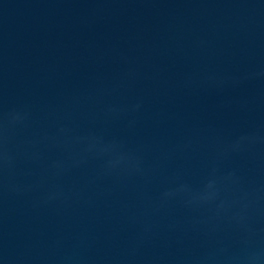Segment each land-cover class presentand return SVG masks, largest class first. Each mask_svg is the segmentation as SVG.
I'll return each instance as SVG.
<instances>
[{"label":"water","instance_id":"95a60500","mask_svg":"<svg viewBox=\"0 0 264 264\" xmlns=\"http://www.w3.org/2000/svg\"><path fill=\"white\" fill-rule=\"evenodd\" d=\"M0 264H264V0H0Z\"/></svg>","mask_w":264,"mask_h":264}]
</instances>
